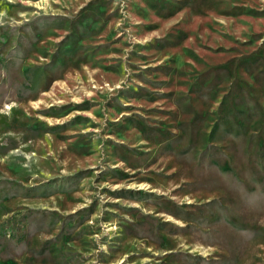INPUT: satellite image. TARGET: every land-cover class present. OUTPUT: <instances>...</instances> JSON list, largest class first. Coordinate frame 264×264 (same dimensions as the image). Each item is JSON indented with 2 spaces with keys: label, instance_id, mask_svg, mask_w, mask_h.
Listing matches in <instances>:
<instances>
[{
  "label": "rangeland",
  "instance_id": "374dc122",
  "mask_svg": "<svg viewBox=\"0 0 264 264\" xmlns=\"http://www.w3.org/2000/svg\"><path fill=\"white\" fill-rule=\"evenodd\" d=\"M0 264H264V0H0Z\"/></svg>",
  "mask_w": 264,
  "mask_h": 264
}]
</instances>
